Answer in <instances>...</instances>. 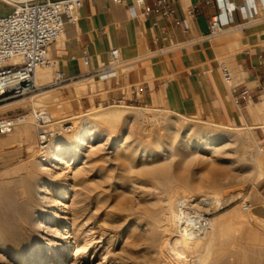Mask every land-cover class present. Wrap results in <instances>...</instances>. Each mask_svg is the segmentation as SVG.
Instances as JSON below:
<instances>
[{"label":"rangeland","instance_id":"obj_1","mask_svg":"<svg viewBox=\"0 0 264 264\" xmlns=\"http://www.w3.org/2000/svg\"><path fill=\"white\" fill-rule=\"evenodd\" d=\"M8 11L9 7L0 2V14ZM43 70L48 72L46 74L49 77L45 78V82L39 87L35 95L23 99H10L0 102V119L24 115L28 121H32V118H30L32 111H44L53 123L71 117V115L79 116L80 118L75 121L77 123L76 128L90 127V130H93L89 131V135H86L85 143L73 157H71V149L67 158L63 157L59 161L60 163H52L56 164L57 167H62L65 163L69 168L67 167L64 172L56 171L58 175L55 174L54 178L51 179L38 169L40 153L36 147L34 124L30 127L32 132L31 140L27 143L18 139L16 135L17 127L13 132L0 136V203L8 200L6 198L7 195L9 196L7 187L11 189V192L14 190L15 195L12 192L14 197L12 196L11 198L18 200V195L14 189L15 185L24 177L27 179L38 177L41 178L44 187L48 190V198L51 200L60 198L58 197L60 191L67 190L66 205L75 207L74 204L76 202V206H82L83 208L84 205L82 216L80 215L76 221H80L84 226L79 228L81 226L79 224L76 227V244H73L74 238L70 236L71 252L63 264H142L143 254L139 252L136 240L139 233L138 225L135 224L132 217L123 212L125 201L128 202L130 198V186L132 184L117 185L115 183L122 177V171L120 170L122 164L129 161V158L124 159L123 151L129 148L136 153L138 158H141L140 156H142L144 149H156L159 146L172 149V151L170 150L171 153H191L194 162L186 171L191 180L196 182L203 180L207 169L210 167L223 169L222 181H229L227 177L230 175L233 179H231L230 183L231 194L238 192L242 194H239V198L224 209L220 211L211 210L205 213L204 216L208 220L218 222L216 223L217 225H221L219 226V231L221 234L224 231V236L220 238V242H222L221 246L225 251L235 250L244 263L251 261L254 264H264V223H260L251 217L253 216L251 206L256 201L259 193L264 191V130L249 129L257 123L251 124L244 119V122L240 124L241 126H230L211 119L184 116L187 118L186 120L180 117V114L166 112L156 104L147 105L145 103L131 105L123 102L121 104L111 102L104 107L96 105L77 109L71 103L70 98L64 96L62 88L50 86V83L54 81L52 69L42 68L38 69L37 72L39 73ZM71 87H73V84L68 89ZM254 104L248 109L250 113L258 106L256 105L257 101H254ZM105 109L124 112L121 114L120 119L108 124L98 120L95 114H92L95 110ZM83 114L84 116H82ZM82 118L85 120L83 121ZM171 121L176 124H172ZM196 122L232 127L233 130L226 132L211 125H203V128L205 127L204 129H208L207 131L209 132H220L226 136L224 135L216 141L209 139L210 142L207 144L203 143L198 146L194 134L201 124ZM69 126L71 127V125L66 127ZM69 135L66 132L58 139ZM205 147L212 148L215 153L209 155V153L202 151V148ZM125 160L127 161L125 162ZM175 160L173 159V163H175ZM40 164L50 168L48 159L46 163L41 162ZM20 165L23 167H20ZM204 166L207 168L203 169ZM19 169H21L20 173L10 174L11 170ZM75 171L84 173L83 178L85 182H88V185L94 184L98 186L96 191L101 192L100 196L102 197L99 198V202H103L102 206L100 204L95 206L96 200L93 199L92 193L85 191V189L82 190V185L80 186V183L72 177ZM65 172L66 174H64ZM105 174L110 176L111 180L109 181L111 184L105 183ZM65 175L68 177H65ZM79 202L82 203L80 204ZM193 203L197 205L198 211L204 213V206L199 198L194 197ZM245 206H248V210L243 209ZM102 223H105L106 226ZM66 226L69 227L66 223L62 226V229H65ZM81 233L82 235H80ZM240 249L243 253L242 255L239 251Z\"/></svg>","mask_w":264,"mask_h":264},{"label":"crops","instance_id":"obj_2","mask_svg":"<svg viewBox=\"0 0 264 264\" xmlns=\"http://www.w3.org/2000/svg\"><path fill=\"white\" fill-rule=\"evenodd\" d=\"M134 1L116 4L113 0H84L77 22L65 23L62 39L50 48L49 56L55 63L52 71L71 80L57 88H62L75 108L104 107L121 100L131 105L156 104L185 117L230 126H241L244 119L251 124L264 122V19L209 41L199 38L208 34L210 20L218 12L215 0H168L174 16L187 20L186 34L160 16H142L143 8H152L156 0H143V7L135 8V17L131 18L128 9ZM219 5L235 7L237 23L242 22L239 9L252 8L247 0H223ZM170 38L176 43L191 42L171 53L155 54L168 45ZM112 48L119 50L121 60L114 76L101 79L89 74L107 65ZM84 55L89 57L88 66L82 63ZM220 66L231 75L229 85L221 77ZM243 88L253 102L237 107L232 92L239 93ZM254 101L258 106L250 113ZM251 213L264 221V191L251 206Z\"/></svg>","mask_w":264,"mask_h":264},{"label":"bare ground","instance_id":"obj_3","mask_svg":"<svg viewBox=\"0 0 264 264\" xmlns=\"http://www.w3.org/2000/svg\"><path fill=\"white\" fill-rule=\"evenodd\" d=\"M43 71L36 72L35 84L38 87L42 86L47 76L49 77L46 74L48 72ZM80 87L82 88V84ZM106 109L95 110L92 114H95L98 120L112 124L120 119L121 114L124 112L121 110L108 111ZM179 116L187 120L184 116ZM79 118V116L71 115V117L54 123H64L65 125H71V127L69 126L70 128L67 132L70 134L69 136L61 137L58 141L51 143L47 151L39 155L40 163L42 157L46 161L47 159L49 160L50 168H46L40 163L38 166L39 171L49 179L54 178L55 174L58 175L56 171L64 172L68 167L65 163L62 167H57L56 164L52 163H60L59 161L63 157L67 158L71 149V157H73L85 143L86 135H89V131L93 130H90V127L76 128L77 123L75 121ZM171 122L172 124L174 123L173 121ZM91 123L89 124L91 125ZM196 123L201 124L194 134L195 137L193 136L196 138L195 141L198 146L203 143L207 144L210 142L209 139L216 141L225 135L220 132H209L207 128V130L204 129L205 127L203 128V125H211L226 132L233 130L232 127L222 125L205 122ZM32 125L33 120L28 121L26 119L25 124L18 126L16 131L18 139L26 143L31 140L32 132L30 127ZM249 129L264 130V122L257 123ZM170 150L172 151V149L161 146L156 149H144L142 156H140L141 158H138L136 153L128 148V150L123 151V157H125L124 159L129 158V161L125 160L127 163L122 164L120 169L122 177L115 183L117 185L132 184L130 186V198L128 202L125 201L123 212L132 217L135 224L138 225L139 233L135 237L138 242V250L143 254L142 264H254L251 261L242 262L240 255L235 250L225 251L221 246L222 242H220V238L224 236V231H222L223 235L219 231V226L221 225H217L216 223L218 222L208 220L204 216L205 213L211 210L220 211L224 209L239 198L240 192L236 194H231L230 192L232 179L230 175L226 176L229 181H222L223 169L209 166L210 168L207 169L203 180L201 179L198 182L191 180L186 174V171L194 162L191 153H171ZM212 150L209 147L202 148V151L209 153V155L215 153ZM140 152L142 153V151ZM173 159H176L175 163H173ZM205 168L207 167L204 166L203 169ZM20 172L21 169L11 170L10 174H18ZM105 175V183L111 184L109 181L111 180L110 176L108 174ZM83 176L84 173L81 171H75L72 174V177L80 183L79 185H82V190L85 189V191L92 193L93 199L96 200L95 206H98L97 204L102 206L103 202H99V198L102 197L100 196L101 192L96 191L98 186L94 184L88 185ZM65 177L68 176L65 175ZM15 186L14 189L18 195V200L11 198L14 190H12V193L11 189L7 187L9 196L7 195L6 198L8 200L0 203V264H63L71 252L70 236L74 238L73 244H76V227L79 224H81L79 228L84 226L79 220L80 223L76 222L82 214L84 205L83 208L82 206H76L77 202L73 203L75 207L66 205L67 190L60 191L58 194L60 198L51 200L48 198V190L44 187L41 178L38 177L34 179L24 177ZM194 197L202 201L204 213L197 210V205L193 203ZM79 203L81 204L82 202ZM251 217L260 223H264V221ZM66 223L69 227L66 226L65 229H62V226ZM102 224L106 226L105 223ZM82 233L84 234L83 231ZM128 235L130 236V234ZM225 238L227 237L225 236ZM231 242L233 243V241ZM239 251L242 255L241 249Z\"/></svg>","mask_w":264,"mask_h":264},{"label":"built area","instance_id":"obj_4","mask_svg":"<svg viewBox=\"0 0 264 264\" xmlns=\"http://www.w3.org/2000/svg\"><path fill=\"white\" fill-rule=\"evenodd\" d=\"M84 0H0L9 7V12L0 16V102L10 99H23L31 97L39 90L35 84V76L38 69H55V63L49 56L50 48L56 45L63 36L64 24L77 22L78 11ZM120 4L121 0H113ZM222 3L223 0H215ZM251 9L244 6L239 9L241 23H237L235 7H221L218 4V12L211 18L209 32L199 39L209 41L229 34L239 32L251 23L264 19V0H247ZM255 9L253 8L255 5ZM143 0H135L134 6L128 9L131 18L135 17V8L143 7ZM175 10L168 0H156L152 8H143L142 16H160L165 21H171L176 27H180L183 34L188 30L186 19L180 20L174 16ZM192 16V11L188 13ZM258 15V17H257ZM65 19V21L63 20ZM156 26V24H154ZM157 39L153 41L157 43ZM176 43L168 39L166 47H160L155 54L164 55L171 53L183 45L190 43ZM82 63L89 64V57L84 55ZM121 65L120 53L116 48L108 52V63L89 74L101 79L112 78L114 70ZM219 71L225 84L231 83V75L225 66H220ZM54 81L51 87H59L71 80L64 79L63 74L54 71ZM137 87H134L136 90ZM234 94V104L243 107L253 102L251 94L243 88ZM112 103L121 104L122 101ZM243 105H242V104ZM31 118L36 131V147L40 154L47 151L51 143L55 142L70 127L64 123L54 124L44 111H32ZM27 117L18 115L12 118L0 119V136L9 134L16 127L25 124ZM42 163H46L44 157ZM248 210V206L243 208Z\"/></svg>","mask_w":264,"mask_h":264}]
</instances>
